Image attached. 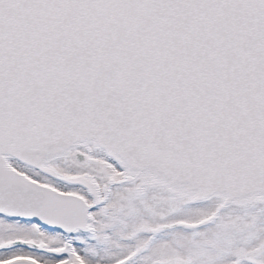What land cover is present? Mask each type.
I'll return each instance as SVG.
<instances>
[{
  "label": "snow or ice",
  "instance_id": "snow-or-ice-1",
  "mask_svg": "<svg viewBox=\"0 0 264 264\" xmlns=\"http://www.w3.org/2000/svg\"><path fill=\"white\" fill-rule=\"evenodd\" d=\"M0 264H264V0H0Z\"/></svg>",
  "mask_w": 264,
  "mask_h": 264
}]
</instances>
